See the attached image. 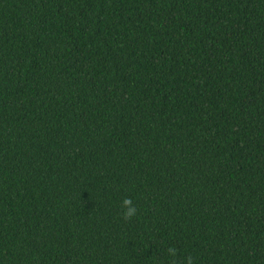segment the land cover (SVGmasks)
<instances>
[{
	"label": "trees",
	"instance_id": "obj_1",
	"mask_svg": "<svg viewBox=\"0 0 264 264\" xmlns=\"http://www.w3.org/2000/svg\"><path fill=\"white\" fill-rule=\"evenodd\" d=\"M188 258L264 264V0H0V264Z\"/></svg>",
	"mask_w": 264,
	"mask_h": 264
},
{
	"label": "clouds",
	"instance_id": "obj_2",
	"mask_svg": "<svg viewBox=\"0 0 264 264\" xmlns=\"http://www.w3.org/2000/svg\"><path fill=\"white\" fill-rule=\"evenodd\" d=\"M122 203H123L124 208L126 209V211L124 212L125 219L135 215L136 209L131 206L132 201L130 199H124ZM169 252L170 254L174 255V251L172 249H169ZM187 264H192L191 258L187 259Z\"/></svg>",
	"mask_w": 264,
	"mask_h": 264
}]
</instances>
